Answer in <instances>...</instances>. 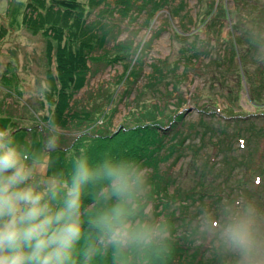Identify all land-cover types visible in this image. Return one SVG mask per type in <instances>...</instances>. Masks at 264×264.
<instances>
[{"label":"rangeland","instance_id":"374dc122","mask_svg":"<svg viewBox=\"0 0 264 264\" xmlns=\"http://www.w3.org/2000/svg\"><path fill=\"white\" fill-rule=\"evenodd\" d=\"M79 1L90 10L89 0ZM109 1L112 7L115 1L122 5V0ZM133 2L135 5L126 16L116 11L117 6L115 11L107 9L113 12L110 13L112 18L102 17L103 23L109 18L115 24L116 33L113 31L105 47L100 48L102 59L92 63L87 84L76 97L89 99L91 95L108 92L105 101L109 102L111 93L116 94L115 103L103 107L107 117L99 114L96 117H101L98 124L110 133L125 132L135 128L137 123L147 122L145 127H158L164 132L173 130L175 118L182 117L178 139L174 141L171 134L164 148L152 145L156 154L139 163L148 177L141 215L152 223L161 221L167 226L165 243L177 248L183 243L190 244L186 257L184 255L177 264H197L195 253L203 243L213 247L207 251L205 263L234 264V257L221 250L215 237L201 228L204 214L199 210L203 208L204 212L219 217L226 203H251L260 213V226L264 230V186H261L264 184V150H259L260 141L264 143L261 136L264 132L257 136L252 133V129L257 131L256 126L264 121V85L256 89L251 78L260 71L263 62L255 59L253 53L252 57L241 58L245 42L250 39L262 40L259 55L264 57V0ZM243 2L246 4L241 8ZM27 3L28 0H0V33H5L0 39V99L3 102L0 129L11 130L14 122L19 124L20 128L12 134L14 140L27 155L40 162L46 152L43 137L36 127H46L47 123L41 119L50 113L49 104L43 108L40 100L46 98L48 70L55 69V62L50 65L46 37L42 33L33 35L24 27ZM101 8H95L90 17L95 18ZM246 29L245 37L242 32ZM203 50L206 57L199 67L194 63L198 52ZM189 72L194 76L188 80ZM6 73L11 78L10 86L8 79H3ZM214 100L218 101L216 105ZM216 106L223 109L220 112L224 119L218 117ZM232 116L233 119L239 117L248 140L244 148L234 138L239 127L231 122ZM31 127L36 132L33 133ZM70 128L73 134L69 142H72L80 138L81 133L76 126ZM181 138L185 141L180 151L173 153ZM89 144L76 143L69 157H66L67 151L48 152L47 175L63 176L64 162ZM218 144L220 152L214 153L212 148ZM212 161H218L215 167ZM169 166L173 177L166 175ZM255 175L263 176L261 185L255 183ZM164 176L170 179L168 191H164L166 186L162 188ZM206 183L214 187L208 191L209 197H202ZM258 187L260 191H256ZM221 191L224 195L219 194ZM164 193H169L170 202ZM187 199L191 202L190 218L172 220L170 214L175 210L181 213L186 206L183 201ZM193 216L198 218V223L195 218L192 220ZM185 221L192 225L190 233H185Z\"/></svg>","mask_w":264,"mask_h":264},{"label":"clouds","instance_id":"9594fccd","mask_svg":"<svg viewBox=\"0 0 264 264\" xmlns=\"http://www.w3.org/2000/svg\"><path fill=\"white\" fill-rule=\"evenodd\" d=\"M63 133L46 125V152ZM38 159L0 129V264H94L111 253L112 264H152L168 251V229L142 217L148 177L135 161H93L86 147L73 158L70 175L36 179ZM95 207L85 230L84 197ZM201 228L216 239L234 264H264V230L251 203H226L219 217L205 212Z\"/></svg>","mask_w":264,"mask_h":264},{"label":"trees","instance_id":"16d2710c","mask_svg":"<svg viewBox=\"0 0 264 264\" xmlns=\"http://www.w3.org/2000/svg\"><path fill=\"white\" fill-rule=\"evenodd\" d=\"M244 4L246 3L244 2ZM134 5L133 0H122V7L119 5L118 1H115L112 7V3L109 0H89L88 6L90 10H87L86 6L79 0H28L23 19L24 27L33 35L42 33L46 37L47 56L50 65L52 66L55 62V69L50 67L48 70L47 77L49 88L45 93L46 102L45 99L40 100V105L43 108H45L46 103L49 104L50 112L48 115L43 116L41 120L48 124L50 119H55L60 125L61 133H63L59 146L56 147L55 150L67 151L71 155V150L75 148L76 143L89 142L90 144L87 146V150L93 161H100L111 157L117 160H127L129 162L135 161L139 164L141 161H144L145 158H150L149 156H154L156 154L157 151L155 148H152V145L155 146L156 144L159 149L164 148L165 143L170 141L171 134H173V140L175 141L178 139L179 133L182 132L181 124H183V119L181 117L175 118L174 123L176 124L173 126V130L170 128L169 130H165L163 132L158 127H145L149 124V122H147L148 124L137 123L134 125L135 128L126 130L125 132L123 130H119L118 132L110 133V130L106 129L105 131L102 127H100L98 121L102 116L103 118L107 117L103 107L106 104L115 103L117 99L116 94L114 95L113 92L111 93L109 96V102L105 101L107 99L106 93L108 92L98 96L91 95V98L89 99L76 97V95L87 84V77L91 71L92 63H94L95 60L102 59L103 54H101L100 48L105 47V43L108 41L109 35L113 34V31L116 33L115 24L109 20V18H107L108 20L106 23H103L102 21V17H111L110 13H113L107 9L114 8L115 11V7L118 6L119 8H116V11L119 10L123 16H126L125 13L131 11V7ZM101 6L102 8L98 11L100 13H96L95 18H91L90 16L93 15V10ZM220 18L223 17L220 16ZM4 34V32L0 33V39L4 36ZM246 34H248L247 29L242 32V36L246 37ZM245 43L246 48H244L245 51H242L243 54L241 53V58H248V55H251L252 57L253 53L255 55V59L258 58V61L263 62L260 71H258L255 75H251L253 87L260 89L264 85V57H260L259 55L262 40L250 39ZM205 57L204 50L198 52L194 64L196 65L201 60L204 62ZM3 79H8V86H10L11 83L9 80H11V78L7 73L3 75ZM234 98L236 99V96ZM255 98L256 97H252V99ZM0 101V110L2 111V99H0ZM36 112L39 113V110L37 109ZM215 112L218 117L224 119L223 112L219 113L217 110H215ZM98 114L101 116L99 119L96 118ZM230 118L234 125L238 124L239 133L243 132V127L238 119L239 117L237 119H233V116ZM261 123V125L256 126L257 131L252 129L253 135L257 136L259 132H264V121ZM70 126H76L81 133V135H79L80 138H75L72 142H69L70 136L73 134ZM84 126H86V128H84ZM96 126H98L97 129ZM38 127H36L37 132L39 131ZM17 128H20V125L14 122L11 125L12 134ZM21 129L28 128L22 127ZM94 129H96V131L92 132ZM40 131L43 136L44 147H47L48 145L45 140L46 127L42 126ZM224 133L227 132L224 131ZM184 141L185 138H181L178 143H174L175 147L172 149L173 153L178 150L180 151V147ZM212 151H214V153H218V151L220 152V145L218 144L213 146ZM78 154L79 152L77 155ZM73 158L70 161L66 160L64 165H62L64 178H67L71 173ZM212 162L213 167H215V164L218 161ZM169 168L170 166L167 169L166 175L167 177H173L174 175L170 173ZM167 177L164 176L163 178L162 188L166 186L164 191H168V187L171 185V183L168 182L170 179ZM36 179L39 180L41 178L36 176ZM211 187H214L212 183L204 184L203 189L205 191L201 192L202 197L210 196L208 191ZM168 194L169 193H164V195H167L166 199L170 202L171 198L168 197ZM219 194L222 195L223 192L221 191ZM193 201L195 203L197 202V200ZM183 202L186 203L184 210L181 211V213H177L176 210L173 211L170 214L172 215V220H186L190 218L189 215L192 213L189 211V209H191L189 208V204L191 202H189L188 199ZM84 206V226L87 231L88 215L95 207L90 190H86L85 192ZM158 207H161V205H158ZM199 212L203 214L205 213L203 208H201ZM160 213L163 214V210H160ZM161 214H158V216H161ZM193 218H195V222L198 223V218L193 216L192 220ZM184 227L186 228L185 233H190V231H192V225L188 224L186 221L184 222ZM166 244L168 245L167 253L162 259L153 260L152 264H177L178 260L183 258L184 255L186 257L187 253L191 249L189 243H183L178 248L172 246L168 242H166ZM212 249L213 247H207L204 249L203 243L201 248H199L196 251L197 253H195L199 260L197 264H207L205 263V257L207 255V251ZM94 264H112L111 253L109 252L106 255L97 256Z\"/></svg>","mask_w":264,"mask_h":264},{"label":"crops","instance_id":"0c3cea01","mask_svg":"<svg viewBox=\"0 0 264 264\" xmlns=\"http://www.w3.org/2000/svg\"><path fill=\"white\" fill-rule=\"evenodd\" d=\"M47 154H48V152L45 153L44 159H41L40 162H38L37 165H36V169H35L36 176H39L41 178H45V177L48 176L47 173L49 172V166L48 165H49V162H50V155L48 156ZM69 156H70V154L69 155L68 154L66 155V157H69ZM47 170H48V172H47Z\"/></svg>","mask_w":264,"mask_h":264}]
</instances>
